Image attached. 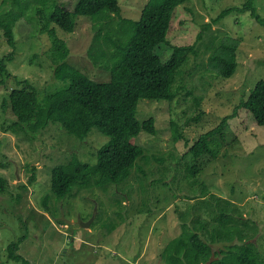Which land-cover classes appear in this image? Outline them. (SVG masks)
Wrapping results in <instances>:
<instances>
[{
    "label": "rangeland",
    "instance_id": "1",
    "mask_svg": "<svg viewBox=\"0 0 264 264\" xmlns=\"http://www.w3.org/2000/svg\"><path fill=\"white\" fill-rule=\"evenodd\" d=\"M3 1L1 13L21 11L11 1ZM76 1L22 0L30 8L24 9L26 16L13 29L15 49L0 30V55H13L7 65L8 78L0 85V177L10 184L0 193V264H168L161 255L167 243L182 233L180 216L188 214V221L198 214L205 216L193 209L203 183L259 224L253 241L264 254V126L241 107L264 80V26L249 6L264 19V0H187L180 5L168 39L174 46L195 48L179 69L174 101L139 102L140 122L153 118L156 123V135L142 131L136 138L145 157L126 184L74 187L70 194L58 197L52 190L54 168L74 161L96 165L99 149L110 138L93 128L82 140L52 121L36 133L27 125L5 133L3 126L8 127L15 117L4 108V100L12 88L22 87L17 81H29L41 105L47 94L64 87L54 76V42L42 31L45 16L39 10L51 13L55 4L72 9ZM148 1L120 0L123 18L138 21ZM226 10L231 11L215 23ZM113 20L111 15L97 21L81 16L72 33L51 26L67 44L69 64L95 82L112 77L103 64L109 59L97 62L93 56L98 50L117 53L104 39L115 38L114 29L121 28V22ZM128 32L129 27L125 37ZM227 41H239L238 67L232 77L223 78L220 60L214 58L221 56ZM226 119L225 136L218 134L210 141L217 157L199 171L197 181L185 179L184 162L193 163L187 154L190 146ZM177 134L182 137L178 139ZM17 242L19 248L13 253L10 245ZM222 246L216 244L213 249ZM13 254L22 259L11 258Z\"/></svg>",
    "mask_w": 264,
    "mask_h": 264
},
{
    "label": "trees",
    "instance_id": "2",
    "mask_svg": "<svg viewBox=\"0 0 264 264\" xmlns=\"http://www.w3.org/2000/svg\"><path fill=\"white\" fill-rule=\"evenodd\" d=\"M9 1L21 11L0 12V30L6 42L15 49L13 29L26 16L24 9L28 11L30 7L22 0L3 2ZM119 1L77 0L72 9L55 4L51 13L39 10L42 18L45 16L42 31L48 33L54 42L51 51L57 65L54 76L65 83L64 87L47 94L45 104L41 105L36 88L27 80L17 81L22 87L12 88L4 100V108H9L15 117L8 127L3 126L5 133L24 130V125L31 133H36L52 121L60 123L71 135L82 140L93 128L110 138L99 149L96 165L74 161L54 168L52 190L58 197L70 194L74 187L97 185L107 188L110 184L128 183L133 170L139 166L138 162L145 157L144 148L136 143V138L142 131L157 134L153 118L144 122L138 119L139 102L141 99L174 101L178 95L174 87L179 69L187 54L195 48L194 45L174 46L168 39L174 14L187 0H149L138 21L123 18ZM249 6L257 22L264 26V19L251 3ZM230 11L222 12L214 22H220ZM103 14H106L104 17L113 16L112 23L120 21L121 28L114 29L115 38L104 37L107 46L114 45L117 53L112 55L109 51L98 50L93 56L97 62L109 59L103 64L109 68L111 80L99 83L69 64V49L65 41L57 37L56 27L72 33L78 17L97 21L104 18ZM128 27L129 34L125 37L124 31ZM238 46L239 41L224 42V52L214 58L217 62L220 60L219 75L223 78H230L237 71ZM12 60V54L0 55V85L8 78L7 65ZM241 107L251 112L259 126H264V80L257 83L249 99L241 102ZM227 120L202 134L190 146L187 154L193 163L184 162L187 166L185 179L195 177L193 181H197L199 171L217 157L210 141L218 134L225 136L223 131ZM181 137L177 134L178 139ZM202 186L201 198L193 209L205 212V216L198 214L188 221V214H182V233L167 243L161 257L168 264H208L213 256L210 264H264V254L253 241L259 234V224L242 216L235 202L209 191L204 183ZM9 187V180L0 177V193H5ZM216 244L223 246L214 250ZM18 248L19 242L10 245L13 253ZM14 257L22 259L20 255L13 254L11 258Z\"/></svg>",
    "mask_w": 264,
    "mask_h": 264
},
{
    "label": "water",
    "instance_id": "3",
    "mask_svg": "<svg viewBox=\"0 0 264 264\" xmlns=\"http://www.w3.org/2000/svg\"><path fill=\"white\" fill-rule=\"evenodd\" d=\"M213 260H214V256L211 258V261L208 264H210Z\"/></svg>",
    "mask_w": 264,
    "mask_h": 264
}]
</instances>
